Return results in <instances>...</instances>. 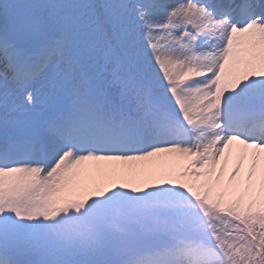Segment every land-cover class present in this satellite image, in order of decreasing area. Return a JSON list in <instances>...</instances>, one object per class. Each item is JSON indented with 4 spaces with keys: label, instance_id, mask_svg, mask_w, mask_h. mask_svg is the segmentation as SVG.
I'll return each mask as SVG.
<instances>
[{
    "label": "snow or ice",
    "instance_id": "1",
    "mask_svg": "<svg viewBox=\"0 0 264 264\" xmlns=\"http://www.w3.org/2000/svg\"><path fill=\"white\" fill-rule=\"evenodd\" d=\"M0 264H264V0H0Z\"/></svg>",
    "mask_w": 264,
    "mask_h": 264
}]
</instances>
